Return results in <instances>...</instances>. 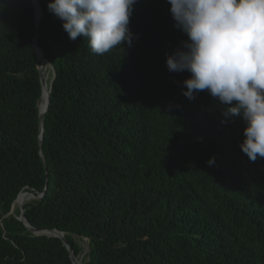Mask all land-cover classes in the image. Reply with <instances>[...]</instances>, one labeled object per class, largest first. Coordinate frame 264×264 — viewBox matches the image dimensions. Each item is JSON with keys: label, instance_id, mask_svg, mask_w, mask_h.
I'll return each instance as SVG.
<instances>
[{"label": "trees", "instance_id": "obj_1", "mask_svg": "<svg viewBox=\"0 0 264 264\" xmlns=\"http://www.w3.org/2000/svg\"><path fill=\"white\" fill-rule=\"evenodd\" d=\"M38 1L37 28L32 0H0V264H73L10 213L22 191H44L26 217L76 261L89 241L83 264H264V158L207 91L183 95L167 0H137L132 45L102 56ZM34 39L55 69L43 122Z\"/></svg>", "mask_w": 264, "mask_h": 264}, {"label": "clouds", "instance_id": "obj_2", "mask_svg": "<svg viewBox=\"0 0 264 264\" xmlns=\"http://www.w3.org/2000/svg\"><path fill=\"white\" fill-rule=\"evenodd\" d=\"M174 26L187 37L166 54L170 72H187L183 95L207 91L224 105L223 115L240 117L242 152L264 158V0H167ZM137 0H50L70 40L83 37L95 55L124 43L130 47V18ZM226 122V121H222ZM215 157L208 160L209 166Z\"/></svg>", "mask_w": 264, "mask_h": 264}, {"label": "water", "instance_id": "obj_3", "mask_svg": "<svg viewBox=\"0 0 264 264\" xmlns=\"http://www.w3.org/2000/svg\"><path fill=\"white\" fill-rule=\"evenodd\" d=\"M33 3H34V8H35V17H36V23H37V28H38V25L40 23V20H41V17H42V7H41V4L38 0H32ZM36 33H37V30H36ZM33 46L35 48V51H36V55H37V59H38V69H39V72H40V79H41V84H42V90H43V87L46 85V76H45V73L44 71L42 70L41 68V65L43 63V61H47L49 62L48 60H46L45 58V55H44V51L43 49L41 48V46L39 45V43L37 42L36 39H34V42H33ZM40 52V55L39 53ZM55 78V69H54V74H53V79L51 81V85H50V88H49V98H48V103H47V107L44 111H40L39 110V115H40V121L43 122V118H44V114L46 113L47 109H48V106H49V103H50V94H51V90H52V84H53V80ZM42 132H43V127L41 126V135H40V139H42ZM42 154V153H41ZM42 157L44 159V156L42 154ZM45 161V160H44ZM23 192V191H22ZM20 192L19 195L22 193ZM35 193V196L38 197V198H41L44 194V191L43 192H33ZM19 195L17 196L16 200L14 201L13 205H12V209H11V212L10 213H13V210H14V207H15V203L19 197ZM18 207L21 211V215L19 216V219L23 220L26 224V226L36 235H41V234H46V235H53V236H57V237H60L64 243L67 245L69 251H70V255H71V258H72V261H73V264H77L76 262V254L74 253L73 249L71 248L70 244L68 243L67 239L65 238L64 236V233L57 230V229H47V230H43V229H38V228H35L33 227L29 220L27 219L26 217V213H25V203H20L18 204ZM89 244V241L87 240V245Z\"/></svg>", "mask_w": 264, "mask_h": 264}, {"label": "bare ground", "instance_id": "obj_4", "mask_svg": "<svg viewBox=\"0 0 264 264\" xmlns=\"http://www.w3.org/2000/svg\"><path fill=\"white\" fill-rule=\"evenodd\" d=\"M39 53V55H40V52H38ZM45 66V67H44ZM50 67V65H49V63L47 64V63H42V70L44 71V73H45V76H46V85L43 87V90H42V96H41V100L39 101V110L40 111H44L45 109H46V107H47V103H48V98H49V84H48V73H47V71H46V68H49ZM33 192H31V194H32ZM21 197L22 198H26V197H24L23 196V192L19 195V197H18V199H17V201H16V204L18 205V204H20V203H23L22 201H21ZM27 197H31V198H34V197H36L35 196V193H33L32 195H30V196H27ZM38 198V197H37ZM82 257V256H81ZM77 264H82V259L81 258H78L77 259Z\"/></svg>", "mask_w": 264, "mask_h": 264}, {"label": "rangeland", "instance_id": "obj_5", "mask_svg": "<svg viewBox=\"0 0 264 264\" xmlns=\"http://www.w3.org/2000/svg\"><path fill=\"white\" fill-rule=\"evenodd\" d=\"M44 63H49L47 61H43ZM50 67L49 68H46V71L48 73V84H49V87L51 85V81L53 79V74H54V67L49 63ZM42 67V65H41ZM45 67V66H44ZM24 193H27V192H24ZM31 193V192H30ZM34 199H39L37 197H34V198H31V197H26V198H21V201L23 203H28V202H31L32 200ZM16 208H19L18 205L15 203V207L14 209ZM81 244L84 246V253L82 255H80L78 258H81L82 259V264L84 263V260H86L87 258L85 257L86 253L89 251V248H88V245H87V240L85 239V241H81ZM82 256V257H81Z\"/></svg>", "mask_w": 264, "mask_h": 264}]
</instances>
